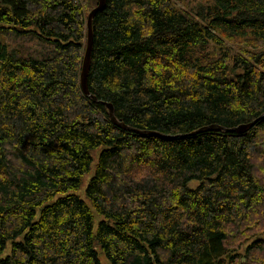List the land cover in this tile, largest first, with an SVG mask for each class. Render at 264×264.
<instances>
[{"label": "trees", "instance_id": "16d2710c", "mask_svg": "<svg viewBox=\"0 0 264 264\" xmlns=\"http://www.w3.org/2000/svg\"><path fill=\"white\" fill-rule=\"evenodd\" d=\"M96 1L0 0V264H264V0L104 1L93 101Z\"/></svg>", "mask_w": 264, "mask_h": 264}, {"label": "water", "instance_id": "95a60500", "mask_svg": "<svg viewBox=\"0 0 264 264\" xmlns=\"http://www.w3.org/2000/svg\"><path fill=\"white\" fill-rule=\"evenodd\" d=\"M106 0H97V4L94 8H92L88 14H86V45H85V51H84V55H83V59H82V65H80L81 70H80V76H79V80H80V88H81V92L84 93V95H86L87 97L91 98L93 101H97V98L93 95H91L90 92H88V85H87V77H88V73H89V69H90V65H91V50H92V39H93V33H92V22L94 19V14H96L97 12L103 10L104 6H105V2ZM103 104L105 105L106 109H107V113L108 116L110 118V120L123 127V128H127V130H132L135 132H139L142 134H152V135H159L157 132L154 131H140V130H136V129H131L129 128V126L124 125L123 123L117 121L116 117L114 116V112H113V106L112 104L108 103V102H103ZM263 116V115H262ZM260 118V117H259ZM259 118L254 119L253 121L247 122V123H241L235 127H231V128H225V127H221L219 125H206L203 127H200L198 129H195L193 131H191L189 134L190 135H195L197 133H201L204 131H209V130H220V131H224V132H229V131H234V132H238V133H244L246 131H248L254 124L255 122H257V120ZM243 261V258H242Z\"/></svg>", "mask_w": 264, "mask_h": 264}, {"label": "rangeland", "instance_id": "374dc122", "mask_svg": "<svg viewBox=\"0 0 264 264\" xmlns=\"http://www.w3.org/2000/svg\"><path fill=\"white\" fill-rule=\"evenodd\" d=\"M95 161H96V155L94 154V161H93V163H92V166L90 167V168H91V171H90L89 173H85V174L83 175L82 180H81L82 183H81L80 188L77 189V190H75V191H69V192H68V193H72V194H76V195H78L82 200L86 201L87 203H89V201H88V199L86 198V196H85V194H84V190H85V187H86L87 182H88L87 180L89 179L90 174H92V171H93V169H94L93 167H94V162H95ZM196 185H197V181H191V182H189V186L192 187V188H193L194 186H196ZM58 196H60V195L55 196V198H57ZM100 218H101V216H99V215H97L96 213H94V217H93V219H94V226H93V229L96 228L97 223L99 222V220H101ZM9 247H10V244L7 243V245H6V247H5V250H4V252L2 253V256H4V255L10 253V248H9ZM104 256H105V255H104L101 251H99L97 257H99V260H100L101 264H109L107 258L104 257ZM243 261H244V259H243Z\"/></svg>", "mask_w": 264, "mask_h": 264}]
</instances>
